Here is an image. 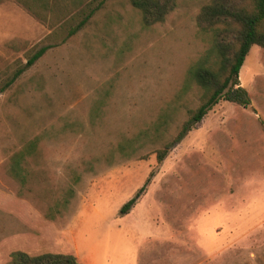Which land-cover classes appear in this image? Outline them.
I'll return each mask as SVG.
<instances>
[{
    "label": "rangeland",
    "instance_id": "rangeland-1",
    "mask_svg": "<svg viewBox=\"0 0 264 264\" xmlns=\"http://www.w3.org/2000/svg\"><path fill=\"white\" fill-rule=\"evenodd\" d=\"M212 1L176 0L146 27L130 0H104L70 38L61 22L0 4V264L18 251L264 264V48L240 70L251 104L220 100L157 159L204 101L189 71L213 43L198 24Z\"/></svg>",
    "mask_w": 264,
    "mask_h": 264
},
{
    "label": "trees",
    "instance_id": "trees-1",
    "mask_svg": "<svg viewBox=\"0 0 264 264\" xmlns=\"http://www.w3.org/2000/svg\"><path fill=\"white\" fill-rule=\"evenodd\" d=\"M7 1L9 0H0V4ZM14 1L51 26L61 22V25L67 27L66 38L74 36L84 28L104 3V0ZM130 2L141 12L146 27L164 22L176 7V0H130ZM71 13L74 15L69 16ZM74 18L75 24L72 23ZM198 24L202 31L212 30L214 33L212 46L189 71L190 77L205 91V98L183 124L176 139L159 151L157 159L160 163L220 100L244 108L251 104L249 93L240 85L239 75L251 48L255 45L264 48V0H213L202 8ZM50 48L48 45L36 51L28 59L25 67H32ZM23 72L24 69L17 70L6 86L12 85ZM262 125L264 127V122ZM11 173L18 176L13 169ZM135 202V199L128 202L121 212L127 213ZM7 264H80V262L73 254L44 253L30 256L18 251L11 255V260Z\"/></svg>",
    "mask_w": 264,
    "mask_h": 264
}]
</instances>
